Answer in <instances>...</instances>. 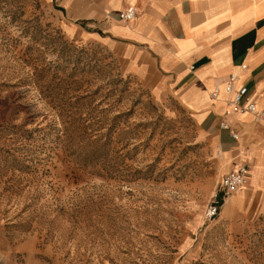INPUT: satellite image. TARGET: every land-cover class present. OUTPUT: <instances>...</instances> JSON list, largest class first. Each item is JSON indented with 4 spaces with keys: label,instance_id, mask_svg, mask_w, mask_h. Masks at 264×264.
<instances>
[{
    "label": "rangeland",
    "instance_id": "374dc122",
    "mask_svg": "<svg viewBox=\"0 0 264 264\" xmlns=\"http://www.w3.org/2000/svg\"><path fill=\"white\" fill-rule=\"evenodd\" d=\"M60 9L0 0V264H264L248 184L204 215L212 131Z\"/></svg>",
    "mask_w": 264,
    "mask_h": 264
},
{
    "label": "crops",
    "instance_id": "0c3cea01",
    "mask_svg": "<svg viewBox=\"0 0 264 264\" xmlns=\"http://www.w3.org/2000/svg\"><path fill=\"white\" fill-rule=\"evenodd\" d=\"M55 1L66 18L82 20L84 26L79 27H84V33L109 43L130 72L156 92H173L199 115L203 128L212 131L215 145L227 156L226 171L246 161L245 194L250 197L246 201L257 199L264 210V164L258 166L264 162V124L248 114H232L229 120L240 132L232 138L219 127L227 94L221 89L218 100L208 94L234 71L238 84H244L257 104L264 106V0ZM128 5L135 6V16L121 22L117 12ZM204 93L199 106L188 101ZM224 130L230 139L226 146Z\"/></svg>",
    "mask_w": 264,
    "mask_h": 264
},
{
    "label": "built area",
    "instance_id": "2783aa9c",
    "mask_svg": "<svg viewBox=\"0 0 264 264\" xmlns=\"http://www.w3.org/2000/svg\"><path fill=\"white\" fill-rule=\"evenodd\" d=\"M135 13V6L128 5L117 12V18L126 22L134 18ZM244 66V63L240 65V67ZM221 89L224 90L227 96L224 98L226 106L220 114L219 127L227 129L232 138L237 139L240 135V132L229 120L232 114H248L254 122L264 124V106L257 104L244 84H238V73L229 72L223 85L214 84L209 89L208 94L212 99H218L220 98ZM217 156H220L219 151ZM248 170V163L241 161L222 175L212 199L205 206L204 215L207 219L215 217L226 198L238 191L246 183Z\"/></svg>",
    "mask_w": 264,
    "mask_h": 264
},
{
    "label": "bare ground",
    "instance_id": "6f19581e",
    "mask_svg": "<svg viewBox=\"0 0 264 264\" xmlns=\"http://www.w3.org/2000/svg\"><path fill=\"white\" fill-rule=\"evenodd\" d=\"M212 99V98H211ZM216 100H218V99H216ZM234 115H240V116H243V115H245V114H243V113H236V114H234ZM220 152V156L218 157L220 160H223L225 157H224V152H223V150L222 149H220V148H217L216 149V152ZM251 178V177H250ZM248 184V181L242 186V187H244V186H246ZM241 187V188H242ZM240 190V189H239ZM239 190L238 191H236V192H234V193H232V194H230L227 198H226V200L223 202V204H222V207H223V205L234 195V194H236V193H238L239 192ZM242 190V189H241ZM242 195V193H239V196H241ZM239 198V197H238Z\"/></svg>",
    "mask_w": 264,
    "mask_h": 264
}]
</instances>
